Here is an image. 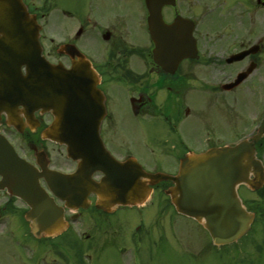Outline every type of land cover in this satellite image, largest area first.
I'll return each mask as SVG.
<instances>
[{
    "label": "flooded vegetation",
    "instance_id": "1",
    "mask_svg": "<svg viewBox=\"0 0 264 264\" xmlns=\"http://www.w3.org/2000/svg\"><path fill=\"white\" fill-rule=\"evenodd\" d=\"M24 1L31 12L48 15L42 38L50 61L70 66L76 48L91 61L106 98L102 136L119 160L177 173L186 155L244 138L264 111V0H158L163 21L187 20L196 40L197 53L171 69L154 59L148 0ZM244 107L254 119L229 139L226 129ZM52 120L38 110L22 115L17 128L3 115L0 132L39 169L44 164L73 172L77 163L64 154V146L44 136ZM256 147L263 155L262 143ZM41 183L47 188L45 179ZM96 200L91 193L87 207H66L67 227L60 234L37 236L26 202L0 188V264H112L106 259L112 253L123 264L124 259L147 264V239L152 253L168 240L169 230H176L180 217L167 195L152 196L138 207V219L125 221L117 211L99 209Z\"/></svg>",
    "mask_w": 264,
    "mask_h": 264
},
{
    "label": "water",
    "instance_id": "2",
    "mask_svg": "<svg viewBox=\"0 0 264 264\" xmlns=\"http://www.w3.org/2000/svg\"><path fill=\"white\" fill-rule=\"evenodd\" d=\"M160 20L159 8L153 4L149 24L157 46V60L160 29H163ZM176 26L184 27L181 23ZM165 31H170V27L166 26ZM41 53L36 21L22 0H0V78L5 100L31 101L52 110L56 118L50 132L52 137L65 142L72 157L83 159L84 167L79 174H51L56 182L50 183L55 192L61 189L79 193L88 187L100 196L98 205L109 209L115 204L144 201L151 187L150 183L107 181H135L141 176L152 180L173 179L175 183L168 193L177 209L203 223L215 243L233 242L248 231L254 213L244 206L237 188L241 183L258 188L264 181V166L256 157L252 142L214 148L202 155H189L184 158L177 176L147 173L141 168L131 170L129 162H117L104 147L100 136L105 113L104 97L90 65L77 63L73 69L66 70L49 63ZM24 65L25 75L22 71ZM263 132L264 123L255 138L261 137ZM87 167L104 171L106 182L72 183L83 178ZM0 171L18 182L12 183L13 193L30 204L28 217L36 233L55 234L63 227V209L37 182V172L30 164L0 147ZM251 173L256 175V180L250 178Z\"/></svg>",
    "mask_w": 264,
    "mask_h": 264
},
{
    "label": "rangeland",
    "instance_id": "3",
    "mask_svg": "<svg viewBox=\"0 0 264 264\" xmlns=\"http://www.w3.org/2000/svg\"><path fill=\"white\" fill-rule=\"evenodd\" d=\"M247 115L246 107L239 111V116L226 129L229 139L251 124L254 116ZM217 118L218 115L212 113V120H217ZM243 194L246 195L252 208L259 211L257 221L247 238L242 239L238 244L227 245L218 250L211 244L208 232L196 220L187 216L176 217V230H169L170 234L164 245L154 246V251L150 253L151 239H147L146 245L149 253L147 264H264V192L260 195L246 188ZM150 208H148L149 211ZM138 212L137 208L121 207L116 215L125 221L131 218L138 219L140 216ZM152 216L151 214L149 218ZM155 232L158 230H150V235L152 236ZM20 255L22 256L21 253ZM114 257L113 253L112 257L106 254V259L112 260V264H123L121 256L117 254L116 259ZM124 264H127L126 259H124Z\"/></svg>",
    "mask_w": 264,
    "mask_h": 264
}]
</instances>
